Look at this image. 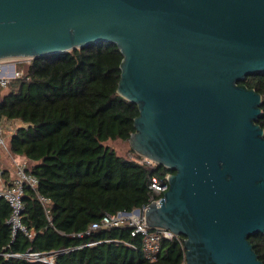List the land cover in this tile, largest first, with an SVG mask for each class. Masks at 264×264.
Masks as SVG:
<instances>
[{"label": "water", "instance_id": "obj_1", "mask_svg": "<svg viewBox=\"0 0 264 264\" xmlns=\"http://www.w3.org/2000/svg\"><path fill=\"white\" fill-rule=\"evenodd\" d=\"M99 44L119 50L133 152L172 173L149 228L183 237L185 264H263L264 0H0V61Z\"/></svg>", "mask_w": 264, "mask_h": 264}, {"label": "trees", "instance_id": "obj_2", "mask_svg": "<svg viewBox=\"0 0 264 264\" xmlns=\"http://www.w3.org/2000/svg\"><path fill=\"white\" fill-rule=\"evenodd\" d=\"M121 60L113 44L31 59L15 65L23 76L0 88V129L13 124L5 141L7 152L23 161L26 173L37 180L35 190L23 187L21 200V225L30 237L20 230L13 233L11 208L0 198V264H44L11 256L28 251L53 253L54 264L184 262L176 240L163 239L151 263L144 257L141 238L130 237L127 227L87 234L105 214L146 206L151 179L163 180L172 173L159 165L138 164L140 156L133 150L131 159L105 145L127 141L138 116L137 107L117 94ZM241 84L261 96L257 124L264 131V74L248 76ZM38 196L48 203L42 205ZM249 241L264 264V234Z\"/></svg>", "mask_w": 264, "mask_h": 264}, {"label": "built area", "instance_id": "obj_3", "mask_svg": "<svg viewBox=\"0 0 264 264\" xmlns=\"http://www.w3.org/2000/svg\"><path fill=\"white\" fill-rule=\"evenodd\" d=\"M21 63L22 61L27 62V60H15ZM21 61V62H20ZM5 61H0V88H6L12 79L20 78L23 76V70H16L15 65L13 66L10 73L4 71ZM5 141L2 137V130L0 129V149H5ZM138 164H145L152 166L154 165L149 160L140 157V159H135ZM13 170L11 185L0 188V198H3L11 208V214L9 218V223L12 226L13 233L17 230L22 231L25 235L30 237L28 233L24 230L21 225V212L22 206V195L23 187L28 185L35 190L37 186V180L26 173V167L23 162H16L13 160ZM168 175L165 176L163 180L152 178L149 184L150 196L146 206L141 209L133 210L132 212H118L116 214H105L97 222L92 223L87 231L98 229H109V228H119L127 227L130 229V237L141 238V249L144 257L151 263L156 261V256L160 250V244L163 239L165 240H176L178 244L183 248V239L180 236H175L172 233L164 230H156L149 228L142 216L141 212H144L148 204L154 202L159 204L160 199L163 198V194L168 190ZM39 201L42 205H46L48 200L44 197L38 196ZM11 256L17 258L26 259L29 262H40L44 264H54L53 253L51 254H40L26 252L24 254H12ZM185 264V261L182 263Z\"/></svg>", "mask_w": 264, "mask_h": 264}, {"label": "rangeland", "instance_id": "obj_4", "mask_svg": "<svg viewBox=\"0 0 264 264\" xmlns=\"http://www.w3.org/2000/svg\"><path fill=\"white\" fill-rule=\"evenodd\" d=\"M21 62V61H20ZM27 62H29V60H27ZM22 61L21 63H27ZM19 63L18 61L15 60H9V61H5L3 64L4 67V71L6 73H10V71L12 70L13 66L15 64ZM2 130V137L4 138V133H3V128ZM4 141H6V139L4 138ZM106 146L111 147L117 155L122 156V157H128V158H133V154L131 153V147L128 141H120V140H116V141H108L107 143H105ZM1 153L3 156H9L8 152H7V148L5 146V149H1ZM7 154V155H6ZM16 162H21L19 159H16ZM13 165L15 162H13L12 160L9 162ZM26 167V166H25Z\"/></svg>", "mask_w": 264, "mask_h": 264}, {"label": "crops", "instance_id": "obj_5", "mask_svg": "<svg viewBox=\"0 0 264 264\" xmlns=\"http://www.w3.org/2000/svg\"><path fill=\"white\" fill-rule=\"evenodd\" d=\"M12 126H13V124L6 123L5 127L3 128V133H4V136H5L4 138L6 140L10 136V132L12 130ZM11 160L12 161L16 160V158H13L11 156H3L2 153L0 152V164H1V169H0V188L5 187L8 184L9 180L12 179V170H13V168H12L11 163H9ZM2 171H7V174L5 176H3Z\"/></svg>", "mask_w": 264, "mask_h": 264}]
</instances>
